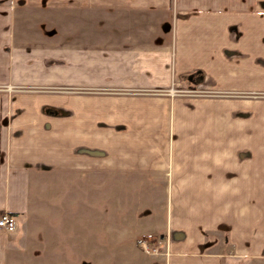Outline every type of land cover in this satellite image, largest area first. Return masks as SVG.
I'll return each mask as SVG.
<instances>
[{"label": "crops", "instance_id": "1", "mask_svg": "<svg viewBox=\"0 0 264 264\" xmlns=\"http://www.w3.org/2000/svg\"><path fill=\"white\" fill-rule=\"evenodd\" d=\"M49 2L53 22L66 18L64 76L31 53L45 29L0 21V214L18 219L0 228V264L27 251L32 189L60 193L56 173L67 240L89 246L92 229H122L120 213L141 206L164 256L125 264H264V0Z\"/></svg>", "mask_w": 264, "mask_h": 264}, {"label": "rangeland", "instance_id": "2", "mask_svg": "<svg viewBox=\"0 0 264 264\" xmlns=\"http://www.w3.org/2000/svg\"><path fill=\"white\" fill-rule=\"evenodd\" d=\"M21 1L23 0H0V21H6L10 13L9 20H11L12 26L21 24L20 21H32V24L31 22L26 23V31L34 28L40 29L39 27H41L42 30L45 29L48 33L44 32L45 35H43V38L41 37L42 39L40 41L39 39H37V41L30 44V46H32L31 53L37 51V54L42 55L43 57L44 66L51 67L52 65V68H58L60 77L62 75L64 76L65 72L68 70V67H66L65 64L62 65V58L67 54V52H65V49L68 47V45L63 42L64 39H66L64 38L66 27L64 25H59L63 27L61 29L57 26L56 22H60L59 24H62L61 20H64L65 24L66 18H63L61 20L59 19L65 16V14L58 17L57 21L54 19L55 21L53 22L52 20L53 18H55V13L48 7L50 5L49 0H42L43 9H37L39 11L35 10L34 8L23 9V7H21L18 9L17 5L20 6L19 4L22 3ZM20 9L26 11V13H22L23 11H21ZM35 38L36 37L34 35L20 36L17 41L20 40L19 42H21L22 40L24 42L25 40H32ZM22 45H24V43ZM22 53L23 54H20L21 57H29L30 55L25 54L24 52ZM62 86L63 87L58 88V90H79L76 88H71L69 85ZM10 88L11 91H15L17 89L21 90L22 87L12 86ZM166 92L170 94H177L192 91L174 86ZM56 174L58 177L54 178L52 185L57 186L55 188H61L60 193L55 194V191L53 189V192H48L47 194L41 193L35 188L32 189L29 208L30 211H28L27 213L28 223L26 226L30 228V231L33 233L32 235H36L32 236L28 240V244L26 245L27 251L20 254L18 257H14L11 264H125L131 261V259H133L135 256H137V253L139 251L143 253V249H140L141 246L139 242L143 237L151 239L158 244L161 243L159 242V235H149L147 234V229H141L137 225V221L139 220L138 218H142L146 216L145 214L148 213L147 211L144 212L142 208H140L141 206L139 208H136L135 206H129V208L124 210L122 214L120 213V222L122 224L121 226L123 227L122 229H120L119 227L114 226L115 222L110 218L112 217L113 212L109 211L110 206L106 205L107 215L111 220H108L107 228L101 227L96 228L95 230L92 229V234L88 236L90 242L89 246L83 245L84 241L82 236H76L74 240H67L69 237H71L67 236L69 230H66V228H69V223H65L66 221L61 222L60 217L58 216V213H61V210H66V205L63 202L58 203L56 200L58 199L57 197H66L65 193L68 191L66 190L67 181L62 173ZM112 184L111 182H109L107 185L109 186L106 189L108 195H111L113 193L115 194V192H118L120 190L119 187L115 188L114 180L112 181ZM86 186L87 184L83 183L82 186L80 185L79 187L82 188ZM94 186L100 187L101 185L97 183V185ZM99 187L93 188H98L100 190ZM149 190V188H128V196H137L140 199L145 198L144 195L147 194ZM52 200L54 202H52ZM42 208L47 212L46 215L49 216L47 217V219H44L42 217ZM69 212L70 211H66L65 215H67ZM51 213L53 215H50ZM89 213L90 211H88L87 209L86 216H88ZM90 215L92 217L96 216V214L93 213H90ZM51 216H54V218L49 219ZM127 217L130 220L127 219ZM61 226H65L66 228H58ZM19 227H23V225ZM76 227L77 229L75 230V235H81L83 232L82 229H84L83 226L79 224ZM59 229L66 231L62 232ZM117 239H120V241L118 242ZM116 243H121V245H117ZM143 255L148 256V254L144 253ZM158 255L164 256V254H156L151 257H155Z\"/></svg>", "mask_w": 264, "mask_h": 264}, {"label": "built area", "instance_id": "3", "mask_svg": "<svg viewBox=\"0 0 264 264\" xmlns=\"http://www.w3.org/2000/svg\"><path fill=\"white\" fill-rule=\"evenodd\" d=\"M18 225L17 215L10 212L4 211L0 214V228L6 231H15ZM140 246L145 253L156 255L163 253L162 246L151 239L142 238L140 241Z\"/></svg>", "mask_w": 264, "mask_h": 264}]
</instances>
